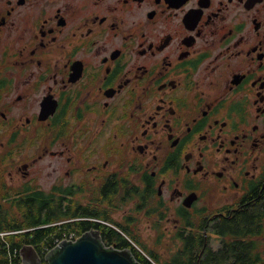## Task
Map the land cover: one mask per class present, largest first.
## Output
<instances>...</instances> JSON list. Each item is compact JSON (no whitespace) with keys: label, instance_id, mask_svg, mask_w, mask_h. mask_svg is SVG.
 <instances>
[{"label":"flooded vegetation","instance_id":"flooded-vegetation-1","mask_svg":"<svg viewBox=\"0 0 264 264\" xmlns=\"http://www.w3.org/2000/svg\"><path fill=\"white\" fill-rule=\"evenodd\" d=\"M62 207L264 264V0H0V252Z\"/></svg>","mask_w":264,"mask_h":264},{"label":"trees","instance_id":"trees-1","mask_svg":"<svg viewBox=\"0 0 264 264\" xmlns=\"http://www.w3.org/2000/svg\"><path fill=\"white\" fill-rule=\"evenodd\" d=\"M53 215L57 217L53 219H47L45 221V244L44 247H51V244L56 238H61L64 234H69L71 231H76L79 235L83 234L89 229V222L87 220L78 219V215L71 214L70 212L64 211L63 207L60 214H56L54 210H50ZM225 236H227V241L220 250H213L212 247H209L208 250L199 256L200 248L203 246V236L195 234V242L191 245L185 243V247L181 251L173 254L171 258H164L160 253H152L149 251V254L161 264H233L232 258L236 257V264H248V259H246V244L244 242H237V251L234 253L231 251L230 246L231 238H229L232 233L229 227L226 225ZM105 240L115 244L117 248L124 249L130 247L133 251L135 258L142 264H153L148 260L138 249L130 246V242L119 232L114 234L113 231L109 232ZM15 245L13 243L14 249ZM45 251V250H44ZM14 255L16 257H14ZM40 255H45L40 252ZM13 259L16 261L20 255L18 251H6L0 252V264H10V260Z\"/></svg>","mask_w":264,"mask_h":264},{"label":"water","instance_id":"water-1","mask_svg":"<svg viewBox=\"0 0 264 264\" xmlns=\"http://www.w3.org/2000/svg\"><path fill=\"white\" fill-rule=\"evenodd\" d=\"M23 264H142L130 248L107 247L97 232H84L76 240H63L42 257L33 246L22 249Z\"/></svg>","mask_w":264,"mask_h":264},{"label":"rangeland","instance_id":"rangeland-1","mask_svg":"<svg viewBox=\"0 0 264 264\" xmlns=\"http://www.w3.org/2000/svg\"><path fill=\"white\" fill-rule=\"evenodd\" d=\"M146 241L150 244L151 248L155 247L158 249V251H160L159 253L164 257L162 258L163 260L161 262H163L165 260V258H171L173 256V254H175L177 252V249L180 247L178 245H181L180 242H175L173 244V246H167V245H163L162 246H157L156 243L153 241V239H151L152 237H150V234L146 235ZM216 236L215 234H212V236L210 237L211 239V245L213 248L217 247L218 241L215 239Z\"/></svg>","mask_w":264,"mask_h":264},{"label":"built area","instance_id":"built-area-1","mask_svg":"<svg viewBox=\"0 0 264 264\" xmlns=\"http://www.w3.org/2000/svg\"><path fill=\"white\" fill-rule=\"evenodd\" d=\"M76 238H77V235L75 233H73V232H70L69 234H64L63 237L56 238L54 240V242L51 244V247H46L45 246L44 253H47L50 250H52L53 248L57 247L64 239H67V240H75ZM19 255H20V253H19ZM14 257H16V256L14 255ZM22 262L23 261H22L21 257H19L16 261L13 259V257L10 260V264H22Z\"/></svg>","mask_w":264,"mask_h":264}]
</instances>
